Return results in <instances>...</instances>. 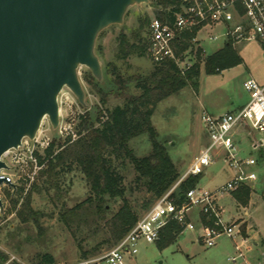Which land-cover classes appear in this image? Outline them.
Masks as SVG:
<instances>
[{"label":"rangeland","instance_id":"rangeland-1","mask_svg":"<svg viewBox=\"0 0 264 264\" xmlns=\"http://www.w3.org/2000/svg\"><path fill=\"white\" fill-rule=\"evenodd\" d=\"M158 10L149 0L147 3L133 4L127 7L121 24H110L97 34L94 52L100 62L101 78L93 77L86 66H79L77 74L84 91L83 104L67 87H63L57 95L58 125L52 129L48 118L43 117L40 129L43 133L62 145L67 135L72 139L77 137L79 115L88 113L92 119L94 115H104L106 109L123 104V97L110 90L113 86L110 87L109 80L115 74L128 78L152 70L154 64L146 52L147 24L144 18H150ZM209 31L219 33L220 28L214 27ZM137 33L142 39L138 43L142 45L143 52L128 53L126 44L137 43ZM121 35L124 42H121ZM224 42L223 37L213 42L203 41L201 46L205 52L201 48L195 50V45H192V61L199 65L196 86L185 85L177 93L160 100L153 108L150 124L155 130L156 139L164 144L179 174L200 148L201 143L196 137L203 131L199 119L201 110L205 108L216 115L243 102L248 94L242 82L248 77L264 84V49L254 41L239 42L232 46L240 58L239 63L223 68L220 72L205 73V58L221 48ZM125 91L132 95L140 92L133 82L127 85ZM101 94L104 104L99 99ZM128 147L138 157L148 155L151 152L148 134L142 133L131 138ZM244 153L256 159V164L247 169L255 178L254 188H248L250 206L242 208L240 204L237 205L230 195L235 194L236 190L219 197L218 205L226 221H236L242 231L251 226L254 231L264 235V177L260 175L262 173L264 176V161L259 159L256 151H249L248 145H245ZM113 164L122 176L124 193L120 197H106L105 211L100 215L93 212L92 200L78 209L72 219L61 218L66 209L75 207L88 197L92 198L89 185L75 163L58 166L52 179L38 175L18 198L17 195L11 196L8 188H2L0 195L7 201L0 213V251L7 255L6 263L37 264L40 256L47 253L52 255L55 264H72L98 257L109 250L115 244L110 237V218L124 203L139 218L155 199L143 185L135 182L137 173L128 159L118 158ZM227 177L228 170L219 156L200 175L198 186L212 189ZM26 197H29L31 208L37 211L36 221L22 222L16 215L20 203ZM12 198L18 199L14 207ZM195 212V209L192 210L191 215H195ZM198 234V230L185 229L171 241L166 242L162 238L152 243L139 242L138 252L133 256L126 255V260L129 264H229L226 259L232 252L229 239L222 237L216 245L205 247L198 240ZM235 241L239 244V237ZM249 245H253L251 239L242 244V249L246 247V254Z\"/></svg>","mask_w":264,"mask_h":264},{"label":"built area","instance_id":"built-area-1","mask_svg":"<svg viewBox=\"0 0 264 264\" xmlns=\"http://www.w3.org/2000/svg\"><path fill=\"white\" fill-rule=\"evenodd\" d=\"M219 27V33L209 29ZM146 52L151 62L162 65L171 61L180 74L194 64L191 47L202 48L205 40L224 38L231 46L239 42H257L264 49V0H171L165 8L148 18L146 29ZM192 34L187 38V34ZM202 34V35H201ZM183 43L186 47L181 49ZM248 94L246 102L236 110L213 115L201 110L199 119L206 142L193 156L186 169L179 174L171 186L150 205L133 226L106 252L92 259H82L72 264H129L127 256L138 252L139 242L152 243L159 239L161 231L175 222L182 232L198 230V240L205 247L216 245L218 239L230 240L232 252L226 257L229 264H251L242 249L248 236L236 221H226L217 199L240 186L253 189L254 174L247 169L256 164L252 156L241 157L235 140L237 128L244 129L250 137L251 150L264 147V84L248 77L242 82ZM42 122V121H41ZM41 123L33 138H23L15 148L0 155L4 166L0 168V191L8 188L10 195L17 189L26 192L31 182L44 168V149L51 141L41 130ZM217 150L229 177L220 185L210 189L198 184L180 191V184L189 176L201 175L215 162ZM14 185V186H11ZM7 199L0 195V213ZM196 210V220L191 218ZM239 237L238 244L235 239ZM55 264V263H53Z\"/></svg>","mask_w":264,"mask_h":264},{"label":"trees","instance_id":"trees-1","mask_svg":"<svg viewBox=\"0 0 264 264\" xmlns=\"http://www.w3.org/2000/svg\"><path fill=\"white\" fill-rule=\"evenodd\" d=\"M149 1L159 10L171 3V0ZM144 19L147 24L148 18L145 17ZM191 36L190 33L186 35L187 38ZM135 37L137 43H124L128 53L143 52L142 45L138 43L142 41L141 37L138 33L135 34ZM123 40L124 37L121 35V42ZM185 47L186 43H183L181 49ZM239 62L240 58L235 54L230 43H226L205 58L203 69L205 73L210 74L220 72L221 69ZM198 75V63H194L184 74H180L171 61H167L162 65L154 64L149 73L142 75L135 74L123 78L115 74L114 78L109 80L110 87L113 86L110 90L123 97V104L106 109L104 115H92V119H90L88 113L79 115L76 138L72 139L70 135H67L62 145L56 143L55 139L49 142L44 149L43 158L38 155L39 162L45 161V166L39 172V176L52 179L58 166L75 163L92 192V198L88 197L86 201L71 209H66L61 215L63 220L75 217L77 210L84 207L86 202H92V200H94L93 212L100 215L105 211L106 197L115 198L123 195L122 176L116 171L113 164L118 158L128 159L137 173L135 182L143 185L155 199L171 186L179 176V172L170 160L164 144L156 139L155 130L150 124V117L154 106L160 100L177 93L187 84L196 86ZM130 82H133L134 87L140 90L139 94L126 93L125 89ZM99 99L101 103H105L102 94ZM142 133L148 134L151 141V152L148 155L138 157L128 147V141ZM199 177L200 175L187 177L180 184L179 190L184 191L194 186ZM21 192V188L16 190V198L20 197ZM248 196V187H241L238 194H236L238 203L244 206ZM11 201L14 207L18 199L12 198ZM29 204V197H26L16 211L17 217L22 222L37 220V211L32 209ZM137 219L138 217L124 203L109 220L111 242L116 243ZM180 231V227L172 222L161 231L158 240L164 238L166 242L171 241ZM7 259V255L0 251V264H8L6 263ZM54 262L52 255L44 253L40 256L37 264H53Z\"/></svg>","mask_w":264,"mask_h":264},{"label":"water","instance_id":"water-1","mask_svg":"<svg viewBox=\"0 0 264 264\" xmlns=\"http://www.w3.org/2000/svg\"><path fill=\"white\" fill-rule=\"evenodd\" d=\"M147 2L0 0V155L33 138L45 116L57 127L63 87L83 104L77 68L84 65L101 78L97 34L121 24L127 7Z\"/></svg>","mask_w":264,"mask_h":264},{"label":"crops","instance_id":"crops-1","mask_svg":"<svg viewBox=\"0 0 264 264\" xmlns=\"http://www.w3.org/2000/svg\"><path fill=\"white\" fill-rule=\"evenodd\" d=\"M246 99L243 102L238 103L233 108L227 109L226 111H233V110L238 109L239 107H241L246 102ZM202 110H206V109L203 108ZM222 113H224V112H222ZM222 113H216V115L222 114ZM197 139L201 143L200 144V147L205 144V142H206V135L204 134L203 131H202V133H201V135L199 137H196V140ZM235 140H236V143H237L238 149H239L238 154L241 157L249 156V155H246V153H244L245 145L246 146L248 145L249 151H256L258 153V155H259V159H261L262 161H264V147H260L257 150H251L250 149V146H249L250 137H249V135L247 134V132L244 129L237 128V130L235 132ZM249 154H250V152H249ZM219 156L221 157V160H222V152L220 150H217V156H216V158H218ZM229 175H230V173L228 171V177H229ZM260 175H261V177H264V176H262V173H260ZM258 182H259V179H258ZM196 184H198V182ZM241 187H247V186H245V185L240 186V187H238L236 189V192H234L235 194H233V193L230 194V195L233 196V200L237 203L238 206H239V203H238V200L236 198V194H238V192H239V190H240ZM248 198H249V196H248ZM217 204H218V199H217ZM249 206H250L249 199H247V202H246V204L244 206L240 204V207H242V208H246V207H249ZM253 206H255V205H253ZM191 218L192 219L195 218V220H196V212H195V215H191ZM244 234L247 235L248 236V239H251L252 242H253V245L252 246L249 245L247 247V256H248L251 264H264V235H261L260 233H257L256 231H254L251 226H247V229L245 230Z\"/></svg>","mask_w":264,"mask_h":264},{"label":"bare ground","instance_id":"bare-ground-1","mask_svg":"<svg viewBox=\"0 0 264 264\" xmlns=\"http://www.w3.org/2000/svg\"><path fill=\"white\" fill-rule=\"evenodd\" d=\"M43 119V118H42Z\"/></svg>","mask_w":264,"mask_h":264}]
</instances>
